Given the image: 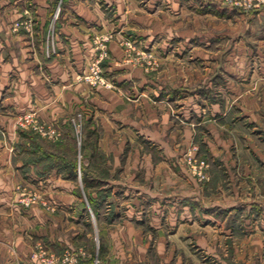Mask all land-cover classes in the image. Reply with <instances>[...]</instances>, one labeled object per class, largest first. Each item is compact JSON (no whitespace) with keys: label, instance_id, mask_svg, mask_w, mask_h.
Returning a JSON list of instances; mask_svg holds the SVG:
<instances>
[{"label":"crops","instance_id":"crops-1","mask_svg":"<svg viewBox=\"0 0 264 264\" xmlns=\"http://www.w3.org/2000/svg\"><path fill=\"white\" fill-rule=\"evenodd\" d=\"M9 1L0 0V130L6 133V138L0 134V264H42L31 258L35 241H42L56 253L66 249L79 253L78 264H95L98 258V264H129L127 248L125 251L119 249L118 237L111 232L103 234L97 245L94 241L93 248L102 246L101 252L92 248L90 253L82 249L85 235L60 232L62 227L67 226L69 230L72 224L85 219L83 189L86 188L93 198L101 190L84 186L82 178L98 186L108 183L109 186H105L108 198L118 199L121 194L126 199L131 188L142 195L136 206L172 210L174 240L190 232L200 242L203 241L200 234L206 232L205 241L213 242L214 232L219 229L223 237L230 236L228 229L236 220V226L243 227V239L240 240L244 245L253 242L249 247L253 248L255 259L264 264V6L252 14L255 24L242 29L246 30L243 39L250 35L254 40L255 56L249 61H238L236 77L230 78V67L224 69L228 79L225 87L234 93L239 104L235 108L209 107L211 118H217L212 121L206 117L205 122H200L206 126L204 135L198 132V109L192 107L193 120L186 123L182 139L166 105L168 100L175 102L181 97V89L177 88L181 85V73H176L175 68H168L169 82L173 86L168 89L164 71L159 73L158 81H154L140 69H129V64L116 66L113 62L106 69L113 75L114 90L92 89L79 79L95 55L91 42L94 33L111 30L116 38L129 36L130 30L136 32L139 29L145 33L157 30L165 34L164 22L156 24L155 29L134 24L135 18L141 23L143 18L152 21L156 18L155 13L147 12V17L134 13L133 0H107L115 5L111 17L102 10V0H66L57 25L56 53L46 58L43 40L32 49L26 37H10ZM36 8L38 33L42 38L52 9L47 4L36 5ZM161 17L166 18L165 15ZM242 36L238 37L240 42ZM109 50L115 61L123 57L116 40L109 43ZM231 79L242 82L245 89L231 88ZM123 92L129 94V101L124 99ZM191 95L196 97L197 93ZM26 112H35L43 121L56 125L63 131L64 142L55 145L48 142L42 145L34 140L28 142L16 129L17 117ZM74 116L82 119L84 130L78 150L83 158L80 160L83 166L79 167L80 178L77 169L68 161L74 160L75 156L56 158L59 156L53 149L69 143L73 135L70 121ZM200 139L205 151V157L201 158L210 164L209 179L202 184L184 165L173 164L182 143L197 144ZM127 147L129 156H124L123 170L121 164L119 166V157ZM96 157H105V163H98ZM102 166L106 168L104 179L99 173ZM71 174L77 175V180L71 179ZM119 177L126 180L120 188L116 187ZM22 182L39 188L42 195L57 206L58 213L50 214L39 205L24 210L17 204L15 189ZM127 201L116 203L126 211L127 219L123 225L129 227L132 220H129ZM236 211L238 217H232ZM248 213L251 216L248 217ZM110 215L111 226L117 225L118 211H112ZM246 249L239 250L237 257L250 264L251 252Z\"/></svg>","mask_w":264,"mask_h":264},{"label":"rangeland","instance_id":"rangeland-1","mask_svg":"<svg viewBox=\"0 0 264 264\" xmlns=\"http://www.w3.org/2000/svg\"><path fill=\"white\" fill-rule=\"evenodd\" d=\"M65 2L66 0H10L7 3V7H10L9 13L11 12L12 15L8 22L11 30L10 37L13 38L16 35L26 37L32 49L36 48L38 41L43 40L44 54L46 58H50L57 50L55 45L57 25L65 9ZM133 3L135 4L134 13L136 14L142 13L145 17L148 16L147 12L156 14V18L152 19V21L143 18L142 23L135 18V25L141 27L150 26L155 29L156 24L160 25V23L164 22L166 31L163 33L165 34H162L161 31L156 32L157 30L154 33H145V31L139 29L136 32L130 30L129 36L121 35L120 38H116L115 33L111 30L105 33H94L91 42L95 55L79 75V79L83 81L82 76L90 74L93 66L94 68L98 66L101 76L108 85L90 86L87 82H83L92 89L102 87L114 90L116 85L113 75L109 74L106 69V66L113 62L116 66L129 64V69H140L143 75H149L154 81H158L159 73L164 71L167 81L165 87L168 89L173 87L169 82L171 77H169L168 68L170 67L173 70L175 68L176 73L178 71L181 73L179 82L181 85L177 86L179 90L181 89V97L176 98L175 102L172 99L166 100V105L170 108L171 121H174L176 132H180L182 139L186 131V123L193 120L192 107L195 106L198 109V125L200 122H205L206 117L212 121L217 118V116L211 118L209 110L211 106H218L219 109L223 106L237 107L239 103L234 98V93L228 92L225 87L228 79L224 75V69L230 67V72L228 73L230 78L236 77L239 72L238 61H246V59L249 61L255 56L254 40L250 35L248 38L243 39L246 30L242 31V29L255 24V18H253L252 14L264 6V0H133ZM46 4L51 6L52 13H50L49 18L47 16V30L41 38L38 33L39 22L36 5L44 6ZM100 5L106 15L112 17L115 12V5L109 4L107 0H102ZM16 15L18 16L16 17ZM162 15H165L166 18H162ZM239 35H243V42L239 41ZM112 40H116L123 52L121 60L115 61L111 55L109 43ZM167 57L170 58L165 60ZM228 62H230V65L227 66ZM240 73L242 72L240 71ZM230 84L231 88L232 86L235 88L240 86L241 89H245L242 82L231 79ZM244 84L250 83L245 82ZM193 92L197 93L196 97L191 95ZM205 92H207L206 97L204 96ZM123 97L128 101L131 99L127 92H123ZM28 113L35 112L20 114L16 120L17 131L23 133L28 142L34 140L33 142L42 145L46 144L45 142L53 143V145L64 142L63 131L56 125L40 119L36 113L39 122L49 128L47 129L48 131L54 132L51 137L44 136L33 129L20 127V117ZM70 124L73 126V135L68 140L69 143L63 147H53V149L55 155L59 156L56 158L63 159L62 156L65 155L75 156L73 157L74 160L68 161L71 165L75 164L78 178H80V160H83V158L80 157L78 150L83 142V121L74 116ZM204 127H206L205 124L199 125L198 132L200 135L206 134L207 131ZM0 134L3 138H6L4 130H0ZM201 140L197 144L182 143L174 155L176 158L173 164L177 166L184 165L188 173L202 184V182L209 179L210 164L201 158L205 157ZM125 155L129 156V147L119 157V166L121 164L123 170L126 164ZM36 157H39V155ZM64 158L67 159V157ZM96 160L98 163H105V157H96ZM43 163L42 165L44 166L45 160ZM102 167L99 173L102 175L101 178L104 179L106 177H103L105 176L103 173L106 172V168ZM72 176L73 174H71V179L73 180L77 177V175L76 177ZM82 182L86 187L90 186L95 190L101 188V190L99 189L98 196L93 198L92 195L90 196L87 193L86 188L83 189L81 197L86 208L85 219L78 222V224H72L69 230L67 226L62 227L63 231L60 229V232L64 235L68 233L85 235L82 241L85 247H82V249L89 251V253L94 249V241L97 245L103 234L111 232L118 237L117 244L119 249L125 251L127 248L129 264H246L241 260V257L240 259L237 257L238 251L246 247V252H251L250 264H259L258 259H255L252 252L253 248L249 247L253 242H246V246L241 241L244 234L241 231L243 227L240 225L236 226V220L231 222V227L228 229L230 236L223 237L221 235L222 231L219 229L220 231L214 232L215 239L213 242L205 241L206 232L200 234L203 237V241L200 242L196 240V237L191 236L190 232L183 234L178 240H174L172 238V233L175 229L173 225L174 212L172 210L159 211L158 209H149L147 206L141 208L139 204L136 206L135 203H138L142 195L139 196L131 188L126 199L121 194L116 199V197L108 198V193L105 192L107 189L105 186L108 187V183L103 182V184L98 186L93 181L85 180L84 178H82ZM128 182L129 180H127ZM122 184H126V180L119 177L116 187L124 186ZM15 190L14 200L24 210L29 209L33 205H39L50 214L58 213L57 206L48 201L39 191V188H32L22 182L18 184ZM29 191L37 192L41 196L42 201H45L55 210H47L39 202L27 207L24 206L20 203V200L23 198L22 195ZM108 201H111L112 206L110 208ZM117 201L121 203L129 202V220H132L129 221V227L123 225L124 220L127 219V214L123 208L117 206ZM94 205H97L98 208ZM112 211H118L117 222L113 221L118 224L114 226L109 223ZM217 213L219 214L218 211ZM250 214L248 213L247 216H251ZM236 216L238 217L237 211L232 217L236 218ZM252 216L256 217L254 214ZM113 222L111 223L113 224ZM132 224L133 226H131ZM192 233L195 235V232L192 231ZM127 234L129 236L125 237ZM87 235H89V238H86ZM39 246H43L48 254L59 258L60 264H62L60 259L64 253L70 252L66 249L64 250L65 252L56 253L42 241H35L31 258L39 262L40 259L34 257V252L37 251ZM95 249H97V252H101L102 246H97ZM98 259L95 260V264H98ZM75 260L73 264H78L79 259L76 257Z\"/></svg>","mask_w":264,"mask_h":264},{"label":"built area","instance_id":"built-area-1","mask_svg":"<svg viewBox=\"0 0 264 264\" xmlns=\"http://www.w3.org/2000/svg\"><path fill=\"white\" fill-rule=\"evenodd\" d=\"M99 70L100 69L98 68V66H95V68L93 66V68L91 69V73L88 75L84 74V76H82V80L87 82L90 86L108 85L105 79L101 76V72ZM19 126L22 128L33 129L44 136L51 137L54 133L53 131H48L47 129L49 128L45 127V125H42L39 122L38 117L35 113H28L21 116L19 119ZM22 196L23 198L20 200V203H22L26 207L39 202L47 210H55L45 201L43 202L41 196L35 191H29L28 193H24ZM77 256H79V253L74 254L72 252H65L60 260L62 264H73L76 261L75 259ZM34 257L40 259V262L43 264H56L58 263L57 261H59V258H56L54 255L48 254L43 246L38 247L37 251L34 252Z\"/></svg>","mask_w":264,"mask_h":264},{"label":"trees","instance_id":"trees-1","mask_svg":"<svg viewBox=\"0 0 264 264\" xmlns=\"http://www.w3.org/2000/svg\"><path fill=\"white\" fill-rule=\"evenodd\" d=\"M74 168H76L75 164H74ZM77 169V168H76ZM73 177V176H72ZM95 206V205H94Z\"/></svg>","mask_w":264,"mask_h":264}]
</instances>
